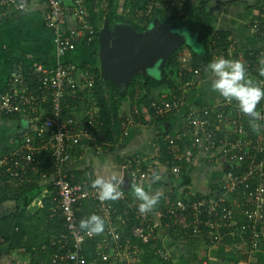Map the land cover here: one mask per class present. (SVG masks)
<instances>
[{
	"label": "built area",
	"instance_id": "obj_1",
	"mask_svg": "<svg viewBox=\"0 0 264 264\" xmlns=\"http://www.w3.org/2000/svg\"><path fill=\"white\" fill-rule=\"evenodd\" d=\"M32 1L46 5L44 24L54 34L57 59L54 65L40 62L31 65L29 79L34 84L17 69L8 91H0V119L18 116L30 122L29 136L13 152L0 157V177L19 186L44 183L52 176L54 201L65 219L64 231L42 248L52 251V264H88L84 247L92 241H97L101 250L98 262L102 264L110 263L114 256H138L143 253L139 245H123L129 229L135 242L152 247L164 262H170V253L159 246L160 225L166 219L173 222L174 228L213 245L220 244L225 236L237 235L247 241L251 252L260 251L264 247V100L256 109L260 115L256 121L259 130H254L250 118L239 112L234 101H224L220 107L190 110L178 135L165 140L179 163L171 168L176 179L180 178L184 164H194L197 157L219 165L220 175L212 182V190L217 187L214 196L186 202L182 191L176 202L143 215L137 211L139 201L129 199L123 188H118L122 193L118 200L101 201L97 191L90 187L91 181H76L68 167L76 150L93 149L103 155L110 147L122 144L128 132L119 136L114 132L111 140L95 109L81 120L64 113V105L74 90L77 89L76 99L81 98L79 93L88 98L100 80L90 70L80 69L69 60L80 45L90 46L96 41L98 29L92 23L87 0H74L70 7L62 0H0V22L26 12ZM69 19L75 24L74 29H69ZM250 27L260 45L264 40V11ZM243 64L249 70L251 64ZM196 75L185 86L195 88L200 81L198 72ZM260 87L264 88V81H260ZM185 105V97L167 100L163 95L148 110L156 119L165 120ZM178 141L187 142L182 153L175 150ZM46 158L51 161L49 167ZM134 162L125 163L126 175L143 182L146 177L143 166L136 159ZM228 166L232 168L227 170ZM238 194L245 197L237 204L233 198ZM86 203H93L94 214L104 220V231L100 234L90 235L79 227L78 211Z\"/></svg>",
	"mask_w": 264,
	"mask_h": 264
},
{
	"label": "crops",
	"instance_id": "obj_2",
	"mask_svg": "<svg viewBox=\"0 0 264 264\" xmlns=\"http://www.w3.org/2000/svg\"><path fill=\"white\" fill-rule=\"evenodd\" d=\"M200 0H192L195 5ZM209 3L210 10L216 17V29L228 34L232 38L231 45L228 46V57L225 59H236L246 62L247 55L254 50L259 41L253 34L250 24L261 13L264 7V0H205ZM66 7H70L74 0H62ZM46 5L42 1H32L28 10L21 13L18 17L8 21L0 22V91H8L13 71L18 66L31 67L34 62H40L45 65H54L56 62V46L54 43V34L46 28L44 16ZM69 29H74L75 24L69 19ZM200 45L203 53L204 48L196 38H193ZM218 58V57H216ZM70 61L77 66L85 64L95 65L96 60L91 50L87 46L80 45L71 55ZM248 63V62H247ZM247 70L248 81L254 86L260 87V81ZM199 83L195 88L184 86V96L186 105L176 114H173L167 120L160 121L146 107H142L140 122L129 111L130 103H124L122 110L127 114L126 124L121 126V132H128L127 139L122 143L110 147L103 155L97 154L93 149L81 148L76 150L73 161L68 167V171L75 177L76 181H92L98 175L110 176L113 172L118 174V179L122 181L119 185L123 188V181L126 176L124 162L136 159L149 171L158 173L162 179L159 184L166 183L171 169L167 162L162 158V145L167 137H175L185 125V116L190 110L199 107H220L224 99L218 93H213L210 89L209 73L204 72L199 76ZM109 88L104 87V99L109 102ZM76 90L71 95V99L66 104V115L77 120L84 119L90 111L100 115L101 108L89 101L86 96L76 99ZM76 95V96H75ZM155 101H159L158 93H155ZM89 97V95H88ZM78 101V103H77ZM154 102V101H153ZM76 103V104H75ZM237 106V105H236ZM95 109V110H94ZM132 116V117H131ZM28 125L24 119H0V127L4 125L9 135H1L5 142L0 143V157L7 156L13 152L19 142L24 140L30 133V122ZM11 133V134H10ZM122 134V133H120ZM48 163L49 159L44 160ZM198 164L202 165L201 170H197ZM221 172L218 164L209 163L203 157H197L193 170L190 173L192 185L190 193L210 196L212 193V182L215 176ZM218 176V175H217ZM216 176V177H217ZM1 181V177H0ZM53 178L42 183L43 189L32 206L27 210V214H34L43 207V199L53 194L51 191ZM129 186L136 183L146 192H159L160 197L167 196L172 192L170 186H161L155 189L151 184H145L144 181H133L128 177ZM24 184L10 187L13 191L17 188H23ZM2 184L0 182V188ZM53 188V187H52ZM124 189V188H123ZM125 190V189H124ZM14 191L12 193H14ZM20 192V191H19ZM130 199L135 200L130 190L127 191ZM17 195V194H11ZM241 197H234L235 203H241ZM29 198V197H28ZM160 202V201H159ZM158 202V204H159ZM158 204L155 206L159 207ZM88 205V204H87ZM17 210V203L7 201L0 206V221L11 215ZM92 211H86L84 217L92 215ZM242 221V219L240 220ZM31 235V229H27ZM179 230V229H177ZM181 231V230H179ZM160 243L162 248L170 253V264H264V247L258 252H251L246 240L237 235L225 236L220 244L213 245L204 239H194L186 236L182 232L177 236L160 228ZM30 251V252H29ZM36 248L30 250V247L14 248L8 255H5L0 264H29L31 260L37 259L43 261L42 257L37 256ZM141 259L138 256L127 257L126 255L114 256L109 264H140ZM102 264V263H101Z\"/></svg>",
	"mask_w": 264,
	"mask_h": 264
},
{
	"label": "trees",
	"instance_id": "obj_3",
	"mask_svg": "<svg viewBox=\"0 0 264 264\" xmlns=\"http://www.w3.org/2000/svg\"><path fill=\"white\" fill-rule=\"evenodd\" d=\"M98 2H107V7L103 10H99L97 5ZM86 4L91 14L92 23L98 29V35L93 44L90 46H83H87L91 50L95 57L96 64H85L78 67L83 70H90L98 76V79L100 78L95 84L92 95L88 98L101 108L99 117L104 123L105 130L111 140L114 132L119 136L120 133H122L121 131L124 130L121 128V126L126 124L127 120V114L122 110L124 103H130L129 111L132 112L134 118L143 123L141 117H139L141 109L142 107L150 109L152 102L158 98L154 96L155 93H158L160 99L163 95H166L167 100L181 99L185 97L183 91L184 86L196 78V72H198L200 76L204 70H206V66L211 60L220 56H224L225 58L228 57L227 50L232 41L229 40L230 36L228 34L216 29V17L210 10L208 1L200 0L197 4L192 5V0H125L122 7V14L119 13L120 0H87ZM263 11L264 7L261 13ZM155 18H160L165 24L174 25L181 30H186L191 38H196V40L200 42L204 48V52L198 53L190 44L185 43L179 51L166 62L161 78L152 79L144 75H139L132 80L125 92H120L109 81H105L101 77L99 33L106 20H108L110 28H113L119 23H125L132 26L137 32L143 33L147 30L150 22ZM255 49L252 55H247L246 62L251 64L249 71L252 75L259 81H264V77L259 75V69L262 62H264V40H262L260 45ZM260 53H263V55H260ZM30 68L31 67H26L24 65L18 66L13 73L17 69H21L25 80L29 81L30 84H34L32 80L29 79ZM105 86L109 88V102H106L103 97ZM81 96H83V94L79 93L78 97ZM69 100L73 99L69 98ZM66 104L64 105L65 114L67 111ZM16 118L19 119L20 117H6V119ZM185 143L187 142L178 141L175 150L182 153ZM162 158H164L165 163L167 162L170 169L174 164H179L173 158L172 153H170L167 143H163L162 145ZM131 160L135 163V159ZM126 162H124V164ZM45 163L47 166V162ZM50 163L51 161H48V167ZM143 170L146 173L144 185L151 184L153 172L149 171L145 166H143ZM192 170L193 164H184L179 179H176L173 173H171L168 175L166 183L159 184V181L155 184L152 183V187L157 190L161 186H170L172 188V192L167 196L160 197L159 207H156V210L165 207L168 203L176 202L181 198L182 191V198L186 202L204 198L201 194L191 193L187 195L192 185L190 176ZM217 175H220V173ZM0 182L2 184L0 188V206L8 200L17 203V210L0 221V263L5 255H8L14 248L19 249L21 245L24 244L25 247H30V250L37 246V256H41L43 259V261L39 262V260L33 257L29 264H52L50 258V253H52V251H44L42 248L48 245L52 237H57L60 232H63L65 227V219L61 209L54 201L55 194L53 193L49 197L43 199V207L41 209L37 210L34 214H27L28 208L33 205L35 199L39 197L43 189L42 183H25L23 188H17L18 190H13L14 193H12L13 191L10 187L12 188L14 186L7 183L5 177H1ZM216 188H214L210 196L215 195L214 191ZM50 189L53 191L52 187H50ZM239 196H242L241 201H243L245 197L243 194H238L234 197ZM24 200H27V202L24 209L21 210L19 203ZM89 209L93 212L92 214H94L95 206L93 203H86L80 208L78 211L79 222L85 219L84 213L89 211ZM160 226L167 234L169 232L174 236H177L178 232H183L177 230L178 228H174L173 222L169 219L162 221ZM31 228L32 232L31 235H29L27 229ZM189 237L194 238L195 236L190 235ZM194 239L200 238L195 237ZM135 241L136 240L133 239L130 234V229L127 230L123 245H139V248L143 251L142 254L138 255L141 259L140 264H170L164 262L152 247L140 245L139 242ZM159 246L162 247V244L159 243ZM100 252L101 250L98 248L97 241H92L85 245L84 254L88 260V264H101L98 262V254Z\"/></svg>",
	"mask_w": 264,
	"mask_h": 264
},
{
	"label": "water",
	"instance_id": "obj_4",
	"mask_svg": "<svg viewBox=\"0 0 264 264\" xmlns=\"http://www.w3.org/2000/svg\"><path fill=\"white\" fill-rule=\"evenodd\" d=\"M179 27L165 24L160 18L153 19L145 32L139 33L132 26L119 23L110 28L105 21L99 33V61L101 76L120 92H125L132 80L144 75L159 79L166 62L186 43L177 33ZM28 125V121L24 119ZM232 167L228 166L227 170ZM128 176L123 188L130 190ZM27 200L19 203L24 209Z\"/></svg>",
	"mask_w": 264,
	"mask_h": 264
},
{
	"label": "clouds",
	"instance_id": "obj_5",
	"mask_svg": "<svg viewBox=\"0 0 264 264\" xmlns=\"http://www.w3.org/2000/svg\"><path fill=\"white\" fill-rule=\"evenodd\" d=\"M197 52H201V48H195ZM206 71L210 76V89L213 93H218L225 101H234L238 106L241 114L250 118L249 123L254 130H259L260 125L256 123L260 119L257 112V105L264 100V88L254 86L248 81L246 66L236 59H225L218 57L211 60ZM259 75L264 77V62L259 69ZM118 174L113 172L110 176L98 175L91 181L90 187L97 191L98 199L101 201L118 200L122 193L118 190L122 183L118 178ZM162 177L153 173L152 183L160 181ZM130 192L133 198L139 201L137 211L140 214L150 213L160 200V193L146 192L136 183L130 185ZM82 231L88 234H100L104 231V220L95 214L82 219L79 223Z\"/></svg>",
	"mask_w": 264,
	"mask_h": 264
},
{
	"label": "rangeland",
	"instance_id": "obj_6",
	"mask_svg": "<svg viewBox=\"0 0 264 264\" xmlns=\"http://www.w3.org/2000/svg\"><path fill=\"white\" fill-rule=\"evenodd\" d=\"M124 2H125V0H120V4H119V13L120 14H122V7L124 5ZM97 5H98L99 10H103V9H105L107 7V2H101V3L98 2ZM177 33L180 34V36L182 38H184L185 42L190 44V46H192L194 50H196L195 48H201L200 45H198L196 43V41L193 38H191L190 34L186 30H183V29L182 30L181 29L177 30ZM5 129H6V127L4 125H2L0 127V143L5 142L6 139H7L6 138V139L2 140V136L1 135H5V136L9 135V133L7 131L4 132ZM0 146H1V144H0ZM198 165L199 166H198L197 170H201L202 169V165H200V164H198Z\"/></svg>",
	"mask_w": 264,
	"mask_h": 264
}]
</instances>
